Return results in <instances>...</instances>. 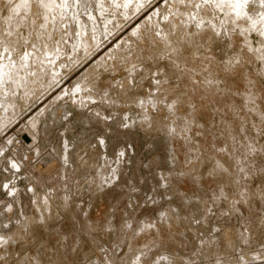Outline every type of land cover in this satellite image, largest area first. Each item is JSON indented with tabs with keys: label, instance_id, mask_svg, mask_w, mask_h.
Segmentation results:
<instances>
[{
	"label": "rangeland",
	"instance_id": "374dc122",
	"mask_svg": "<svg viewBox=\"0 0 264 264\" xmlns=\"http://www.w3.org/2000/svg\"><path fill=\"white\" fill-rule=\"evenodd\" d=\"M98 1L99 0H94V1L92 0V2L90 0H87V1L79 0V3L77 4L76 9H78V13L80 14L81 20L87 21V18H89L88 17L89 13L95 12L94 14L98 20L99 25H100V23H101L100 26L103 25V21H104L103 16H101L98 12ZM169 1H171V0H169ZM199 1L201 2V5L203 4L204 7H206V6H207V8L210 7V6H208L209 4H207L206 2H205L206 3L205 4L202 0H199ZM84 3H86V4H84ZM166 3H169L168 0L166 2H165V0H149V3L147 4V6L145 8L140 9V11L138 13L133 14V17L132 18L130 17L131 19H129L127 22L124 21L123 25L120 27L119 30H118V28H116L115 29L116 31L114 30L113 33L111 35H107V37L105 35H102L103 36L102 41L105 40L104 43L101 42V43H103L102 46L100 48L96 49L95 51H93L94 54L91 55L92 57H89L90 59L88 58L82 64L77 63V62L73 63L74 59H72V58H70V60H69L70 64H69V61H68L69 58H66V61H68V66L69 67L72 66V67H70V69H69V67H67L66 68L67 71L64 70L65 75L62 77V81L58 84V86H56L51 92H49V94L46 95V97L44 96L41 100L36 99L37 101L33 105H29L27 108L25 107L23 109V112H22L20 119L16 120L14 123L9 125L8 127H6L2 131V133L0 134V144L2 143L1 144L2 146L0 145V153H1L0 154V186H1L0 187V207H1V205L5 204L9 201H11L12 203L15 202L14 204H16L17 215L19 216L20 220H23L22 216H21L20 205L17 203V201H14L12 199V194L9 193L10 192L9 187L12 185H16V183H17L18 187L22 189V190L20 189V191H21V200L22 199L23 200H22V202L20 200V202H21V205H22V208L24 209V211L27 212L26 216L28 217L31 213H33V214L37 213L35 211L34 207H30L31 203L29 200L31 199L30 195L32 193L29 191L30 190V187L28 186L29 181L26 180L25 172H24L26 170H28V172H30V169L26 166L25 167L26 170H24V168H23V170L19 169L20 171L18 169L14 170L13 168H11L10 164L8 163V161H7L8 159L3 158L4 153L6 155V154H9L11 152L9 149L12 146L10 142H11V139L13 138V135L17 134L18 133L17 131H19V129L22 127V125L24 123L28 122L34 115L39 113L45 107L46 104H48L49 102L54 100L55 97L58 95V93H60L64 89L73 88V85L76 82H78L79 80H81L82 78H83L82 80L85 81L87 79L86 70L89 67H91L92 65H94L95 63L100 61L101 58L104 57V55L106 54L107 51H109L111 48H114L113 45H115L123 37H125L126 34H129L135 28V26H137L139 23L144 21V18H145V20L148 19L147 17H150L151 14H153V12H156L158 9H160V12H161L163 10V8L166 6ZM83 4H84V6L82 7ZM161 6H162V8H161ZM73 7H74V5H73ZM187 8H188V6H187ZM83 11H84V13H83ZM88 21H89V19H88ZM161 23L164 26L166 25V22L161 21ZM205 23L208 24V21L204 20L203 21L204 26L201 25V26H199L201 28L198 27V28H196V30H198V31H199V29L202 30L203 27L207 26ZM168 25H169V28L171 29V27H172L171 22L170 23L168 22L167 28H168ZM77 28H78V26H77ZM173 28H174V26H173ZM180 28H182V27H180ZM101 29L105 30L103 28V26L101 27ZM192 29L193 28L190 27L191 33H194V32H192ZM186 31H187L186 29H184V30L180 29L179 34H181V38L179 36V42L182 41L183 38H186V40L184 42V46H185L184 49H186L187 47H189V49H190L191 43H192L193 47L197 50V54L194 57H195V62L199 63V66L195 67V64L192 66L195 67V70H194L195 75L194 76L198 79V81L200 80L201 83L204 82L203 78H201V75H199V73L204 74L206 79L215 78L214 76H216V78L220 77V79H223V80L216 81V82H219L218 84L221 85V87H224V86H222V83H223V85H225V83H226L227 86L229 85L228 87H231L233 84L234 88H241L240 93L243 94V96L241 98L240 97H234L233 95H231V97H229L228 92H224L223 90L217 91V92L212 91V92H209V94H208V95L212 96V98H210L211 100L209 99L211 102L210 101L207 102L206 104H204L205 106H203V107L201 105L197 104V108H198L197 111L199 112V113L198 112L196 113L197 114L196 119H197V128L198 129L197 128L194 129L195 134L194 133H193L194 135L192 134L194 137L190 138V136H189V138L192 139L191 142H193V143L195 142L194 143L195 145L191 144L192 148H194L195 146H196L195 149L198 148L196 150L194 149V152H196V154L199 152L198 155H195V153H194L196 158H193V157H195L193 155V152H192L193 150L192 151L187 150V152H189V153H187L184 145H182L183 142L180 141L181 142L180 147L182 148V150H184V155H185L184 157L186 158V156H187V158H188L190 156L192 158H190V157H189L190 159L186 158V160H185V162L187 161L186 162V164H187L186 168H185L186 164L183 160L185 158L181 159L185 164V165H183L184 169L181 168V166H180L181 161H180L179 162L180 168L177 166V168H175L176 172L175 173L171 172L172 174L173 173L174 174L172 176H168V173L171 171V170L170 171H168V170L172 169L174 167L171 164L172 162L170 163V161H172V159H170L171 152H169V151L171 150L172 146H170V142H168L167 144L165 143V142H167L168 138H166L167 136L164 135L165 132L163 133V131L165 129V131H167V133H168V129H166V127L164 125H162L163 127H165L163 129V127L161 126L162 121L158 122V119L163 117L164 120H167V116H165L164 113H162L163 114L162 115L160 112H162V108L164 109L163 103L166 102V100H169L167 102H170V101H175L177 99V96L179 95L180 89L178 88L177 89L178 91H172V89L177 88L176 85L178 84L177 86H179L180 81L177 77L178 71H176V70H173L172 72H171V70L168 71V67L166 64L168 61H166L165 58H163L164 61H163V59H160L158 64H157V65L164 64L166 66V69H167L165 71L159 70V68H155L154 67L155 63L149 62L147 64L148 66H150L152 68L151 70H153V69L157 70L158 69V71L154 70V72H157V73L159 72L158 74L160 76H158L157 73H155L156 74L155 75L154 72H152L151 70H148L147 73L143 72L144 73L142 75L143 78L140 76L139 77L141 80L143 79L144 81L142 80L143 81L142 82L140 79L137 80L138 88H136L137 90L136 89L132 90L134 96H133L132 92H130V90L127 92H124V94L126 93L127 95L123 94V96H122V92L117 91L115 93V94H117V100H118L117 104H116L115 99H113V100L111 99L112 101L109 100L110 102H112L110 104H107L106 103L107 101L104 102L105 100H103L102 102H104L103 104L105 106H103V104H101L102 103L101 101L100 102L99 101L94 102V104H96V108L97 107L99 108V106H101L105 110V113H107L106 115L108 116V120H106V122L101 117H99V118L98 117L97 118L92 117L91 110H88L86 108L88 105L85 106V108L83 110L81 107H75L74 104L73 105H72V103L70 104L69 99H65L66 96L63 99L60 98L56 102V106L58 107L57 109L61 108L60 110H57L58 112L56 114V118H54L53 115H51V116H49V119H47L49 124L47 125V122L45 121V122H42V123H44V126L41 125V127L43 126L44 128L49 127V129L48 130L46 129V132H45L47 138L43 137L41 139L42 144H41L40 150L41 151L44 150L45 153L44 154L42 153L41 154L42 157L38 158V156L36 155V153L34 151H30V152L28 151L27 156H29L28 157L29 166L31 165V166H34L36 168V169L34 168L32 170V172H33L32 175L35 176V177H33L34 180L33 179L32 180L35 184H38V191L45 192V194L47 196H50L51 199H53V194L55 191H58L61 193L66 191L65 194H67L68 197H71L73 195L71 197V199L69 198V200H68L70 203L69 204L70 206L63 205V199H62L61 194H60V196L55 197L53 203L57 206V208L59 210H61L60 212L58 211L61 215H59L58 217L57 216L55 217V215H54V217H53L54 219L52 221L50 220L47 222L46 228H42L41 230L34 232V234H36L37 236L31 237L30 242L28 244H26L25 247L18 245V243H20L22 240H20L17 243L16 242L12 243V246L8 248L9 249L8 255L6 254L7 259L10 256H13L14 257L13 262L15 259L14 263H17L16 262L17 259L19 260L22 257H25V255H27L29 253L31 255H36V256L42 257L45 261L47 260L48 263H49L48 260L51 257V255H49V254H53V257L56 258V261H60V262H56L57 264H114V262L116 264H118V262H119V264H122V263L123 264H129L128 261H125V259H127V260L130 259L131 254L134 255V253H135V255H137V256L139 254H140L139 256L144 254L145 257L143 256L144 258L142 260V264H149V263L153 264L152 262H154V264H216L217 262H218L217 264H219V263L225 264V262L222 260H225V261L228 260V262L226 264H230L231 262H232L231 264H233V262H235V260L238 262H235L234 264H239L240 261H241L240 264H245V263L256 264L257 261H258L257 264H259V263L261 264L262 262H264V259L263 260L261 259L262 255L264 256V250H263V248H264V168H262L264 166V161H263V163L261 161L264 157V154H263L264 152L260 153V151H259L257 153H250V148H249L250 145L248 144V139L254 137L255 142L258 145H262V147H264V144H263L264 143V134H263L264 130L263 131L260 130L259 133L257 132L259 134L258 135L255 131L256 128H254L255 126L259 127L260 124L264 123V70L262 72L258 70V69H261L260 68L261 62L259 61V58H257L256 55H253V61L247 57H244V58L240 57V58L233 59V57H232L233 56L232 55L233 54V47L232 46H241L243 44L245 45L246 42L248 41L247 39L244 40L243 36H236V37H233L232 39H229V36H228L229 34L225 32L226 34L223 35V39L219 38V40L221 39V41H219V43L216 42V44H218V45H216L215 51H214L209 46H208V49H205V46H203L201 43H199L195 39H193L194 38L193 36H195V33L192 36V34L189 31H187V34H186ZM103 33H105V32L103 31ZM174 33H176V32H174ZM174 33H173V35H174ZM184 34L186 36L188 35V38ZM202 35H204V37H207V32H202L198 36H202ZM189 36H190V40H189ZM216 38H217V36H216ZM147 39H149V38H147ZM252 39L253 40L255 39L254 43L256 44L257 35L253 33ZM189 41H190V46H188ZM194 41H196V44H194ZM142 44H143V41H140V43H138V49L140 48V45H142ZM180 44H181V42H180ZM142 47H144V45ZM247 49L251 50L248 46H247ZM259 49L261 51H264L262 46H260ZM259 49H258V52H259ZM69 50H71V49H69ZM179 50L181 51V48ZM188 53H189V57L185 61V63H187L186 64L187 68L190 66L189 64H190V61L192 60L191 55H190V51H187L186 54L188 55ZM251 53H252V50H251ZM142 54H147V53H142ZM261 58L263 59V55L261 56ZM71 59H72V61H71ZM154 59L155 58L152 57V60H154ZM214 59H216V60L214 61ZM206 61H211L212 64H210V65L206 64L205 65L204 63ZM226 63L235 64L238 66V69L237 70L224 69V65ZM173 65H174V68H176V64L173 63ZM215 65H217V67H215ZM186 66H185V69H186ZM255 66H256V68H255ZM98 71L101 72V74H102L97 79L99 84L101 86H106V85L108 86L109 85L111 88H114L115 82H117L118 79L122 78V76L123 77H125V75L128 76L129 75L128 71H130V70H128V71L127 70H117V71L98 70ZM103 71H104V73H103ZM167 71H168V73H167ZM174 71H176V73ZM162 72H164L166 74L168 79L165 80V77H164L165 74H164V76H161V75H163ZM173 72H174V74H173ZM214 72L216 73V75H214ZM234 72H236V73L234 74ZM249 72H253L251 76L255 77L254 84L252 85V87H251V85L247 86L249 83H251V84L253 83V81L251 80V78L249 76ZM208 73L213 74L214 76L212 78H210L208 76ZM95 74L96 73H94L93 76ZM149 74L151 76H148ZM168 74H170L171 77H170V75L168 76ZM181 74H182V77L189 78L190 70H183L181 72ZM136 76L138 77V75H136ZM157 76L161 77V78H159V80L154 81V79L157 78ZM174 77H176V78L173 79ZM139 81H141L142 83H139ZM174 81H175V83H174ZM109 82H111V83H109ZM155 83H158L157 85H159V88H160L159 95H161L162 99H164V100H162L161 98H160V101L158 99H156V101H158V107L161 105L159 108H156L157 106L156 107L154 106L155 107V108L153 107L154 109L149 107V110H150L149 113L150 114L147 118L151 117L149 119L150 120L153 119V120H151V121H153V123H151L150 125L148 124L149 126L147 125L146 128L143 129V127L139 126L140 125V124H138L139 122H137L139 115H141L140 114L141 107L138 106L139 105L138 103L141 102V99L139 97L140 96L144 97L146 93H147L146 95H148L150 93L149 87L154 88ZM139 84L140 85L142 84L141 87L139 86ZM167 85L171 86L172 89L169 90L170 92L165 93V92H163L162 87L163 88L167 87ZM202 86L204 87L205 84L203 83ZM249 87H251V88H249ZM135 90H136V92H135ZM215 93H217L219 96L215 95ZM102 94L104 95V97L100 96V98L101 97L105 98L108 96V94H106V96H105V94L102 93V91H101L100 95H102ZM121 96H122V98H121ZM186 96L187 95H184V97H186ZM221 96H222V98H220ZM114 97H115V95L113 96V98ZM118 97H119V99H118ZM125 97H127V98H125ZM133 98H134V100L137 99L136 101L138 103L131 100ZM154 98H156V97H154ZM220 99L224 100L225 101L224 103H226V104H224V103L221 104V102L219 101ZM64 100L66 101V103ZM185 101H186V104H185ZM185 101H183V102L180 101L181 105L177 101V104H179V109L177 108L175 110L176 115L180 116V114L189 113L188 110L190 111V108H189L190 107V105H189L190 99H188L186 97ZM213 102H215V104H213ZM150 104H152V103H150ZM146 105H148V104H146ZM67 110H68V112H67ZM87 110H88V112H87ZM138 110H139V112H138ZM59 111L61 112V114ZM146 111L147 110H145V109L143 110L144 113ZM62 113H65L64 116H60V115H62ZM81 114H82V116H80ZM152 116H154V117H152ZM155 117H156V120L154 119ZM101 120L104 121L103 125H102ZM66 121H67V123L69 122V126L66 123ZM134 121H136L137 124L136 123L133 124L132 122H134ZM198 122L201 125H199ZM93 123H94V125H93ZM61 128H63V129H61ZM263 128H264V125H263ZM64 129L66 130V132L62 131ZM67 130H69V131H67ZM120 131H121V133H120ZM123 131L125 134L128 131L127 133H129L130 136H124ZM261 132H263V133H261ZM61 133L66 136L67 142H70V144H71V146L69 145V150H70V152H72V156L74 155L75 157L71 156L70 160L73 161L75 163V165H78L76 163V157L78 155H82L81 158L88 159L89 161L91 159H93L97 163H101V161L103 160V158L106 154L109 155V157L111 159V161H110L111 163L109 165V167H110L109 172H114V173H118V174H117V176L113 177L112 182L109 183V185H106V188H104V190L101 189L99 191H96V193H90L89 192L90 190H88V187H87L88 185L85 181H86V179H89L88 174H92V173L94 174L93 170L95 168L94 169L92 168L94 166L90 167V166H88V164L87 165L84 164V167H82L83 173L81 172L78 175V177H80L81 179L77 178L79 181H76L77 180L76 179L74 181L65 183L64 181H67V180L63 179V176H62L60 178V180H61V183L62 182L63 183L59 187L55 184V182H56L55 180L59 178L60 174H62L61 170H63V165H60L59 167H57L55 169H50L51 165L50 166H43L41 168L39 165H37V164L43 162L42 159H45L46 158L45 156L49 155V150H48L49 145H51V144L53 145L54 148H52V150L55 152V154H56L57 150L60 151V149H61V151H62L64 140L61 137H63L64 135H61ZM119 133H120V135H119ZM229 133L235 134L232 137V140H236L235 142L232 141V143H230L229 141H227ZM104 134H106V135H104ZM257 135L259 137L260 136L261 137L258 138V137H256ZM236 136L238 138H236ZM102 137H103L104 143L100 140V138H102ZM126 137H128V138H126ZM174 138H176V137H174ZM9 139H10V141L8 142L7 140H9ZM178 139L181 140V138H178ZM224 142H226V143H224ZM5 144H7V146H5ZM59 144H61V145L59 146ZM85 144H87V145H85ZM96 144H97L98 148H96ZM104 144H105V147H103ZM168 144L171 148L169 146H167ZM197 144L198 145L201 144L200 145L201 147L199 148V146H197ZM3 145H4V148L2 149ZM90 145H92V146H90ZM225 146L227 149L225 148ZM84 147L86 149H84ZM168 149H170V150H168ZM200 149L201 150L203 149V150L201 151ZM225 149H226V151H225ZM83 151H85V152H83ZM24 152L27 153L26 150L25 151L22 150L21 154L23 155ZM122 154H123V156H122ZM156 154H157V156H156ZM168 154H170V155H168ZM201 154H202V156H201ZM114 155H116V156H114ZM246 155L249 156V159H246V157H245ZM199 156H200V159L202 157L203 162H200V161H202V159L199 161V159H198ZM218 156H220L222 161L225 163V164L222 163V167H223V165L225 167V168L223 167V169L226 170V168H227L230 171L227 174L223 172L225 170L222 169V171H220L221 169L216 168L215 163L219 159ZM16 157H19V156L16 155ZM25 158H23V160L26 162ZM191 159H193V161H191ZM194 159L197 160V164L199 165L198 167L195 164L196 162L194 161ZM256 159H257V161H255ZM88 160H85V162H88ZM188 161H189V163L191 162V164L193 163L192 165H194V164L195 165L194 166L188 165ZM5 163H8V164H5ZM199 163H201V164H199ZM217 163H219V162H217ZM241 164H243V166H241ZM213 165H214V167H213ZM255 166H258V167H255ZM188 167L189 168L191 167V168L189 169ZM196 167L198 170L196 169L197 171H195L196 172V174H195L194 171H192V170H194L192 168H196ZM66 168L70 172H72L74 169V168H72L71 165H66ZM214 168H215V170L218 169V171L217 170L215 171ZM250 168L252 169V171L250 170ZM258 168H260L262 171L259 169L260 171L257 172ZM90 169L92 170V172L90 171ZM180 169H182V170H180ZM183 170H185V171L187 170L186 173H188V171L189 172L192 171L195 175L192 176L193 173L191 172L192 174L188 173L189 175H191V176L188 175L189 176L188 177L187 174L185 173V171H184V173L182 172ZM212 170H214V171H212ZM228 170H226V171H228ZM8 171H10V172H8ZM198 171L201 174L198 173ZM219 171L223 172L222 173L223 175ZM248 171H250V173H247ZM41 172H42V174H41ZM163 172H166V173H163ZM126 173H127V175H126ZM197 173L200 175L198 176ZM253 173H255V174H253ZM162 174H164L165 178L162 177ZM213 174H215V175H213ZM219 174H221V175H219ZM247 174H249V175H247ZM51 175H52V177H51ZM130 175L131 176L133 175V177L136 180H137V178L139 179V181L136 184L138 186L136 188V190L134 187H133V189L130 188L131 186L128 187L129 190H127V188H125V189L123 188L121 190V188H117V186L116 187L114 186V184L118 183V181L121 184H125L126 181L124 179V176L129 177ZM122 176H123V178H122ZM176 176L181 177L183 180L182 179L180 180V178L179 179L176 178ZM231 176L234 177L233 179L236 182H232L233 179ZM235 176L238 177V178L236 177L237 180L235 179ZM37 177H38V179H37ZM195 177H198V179ZM90 178L93 179V177H90ZM163 178L165 179L164 181H163ZM190 178H192V179H190ZM238 179H240V181ZM245 179L248 181L245 182ZM12 180L14 183L12 182ZM170 180L173 183H171ZM197 180L199 183L197 182ZM225 181H227L226 183L228 185L230 184V182H231V184L229 186L228 185L225 186V184H226ZM242 181H244V182H242ZM3 182H5V185ZM9 182H11V183L9 184ZM237 182L241 186L237 185ZM78 183H80V185H78ZM233 183H235V184H233ZM74 184H75V186H74ZM52 185H53L55 190L49 189V187ZM220 185L221 186L223 185V187H225L226 191L224 189H222V191L227 192V194H225V192H224V194L227 197L224 194L222 195L223 192L219 190L220 188H223V187H219ZM174 186H175V188H174ZM246 186H247V188H246ZM5 187H7V188H5ZM217 187H218V189H217ZM241 188L243 190H241ZM24 189L27 191L26 193H25ZM171 189L174 190L172 193H171V191H172ZM239 189H240V191H239ZM244 189H246V190L248 189V190L246 191ZM123 190L125 191V196L121 195L122 192L124 194ZM218 191H219V194L221 192V195H220L221 197L218 196L219 195ZM244 191H245L246 195L244 194ZM248 191H249V193L252 192L250 194L248 193V195L253 196L254 195L253 193H255L256 195H254L253 198L251 196L249 197L247 195ZM101 192H104V195H105V193L106 194L110 193L111 199L105 197L106 195L103 198L100 196L97 197V195ZM68 194H70V195H68ZM229 194L233 195V197L232 196L231 197L233 198L234 202H233V200H232V202L230 201L231 197L229 196ZM120 195L123 197V199H121L122 202L118 201V200H120V198H122ZM216 195L219 198L216 197ZM234 195H236V196H234ZM237 195H238V197H237ZM118 197H120V198L118 199ZM241 197H244V198H241ZM91 198L92 199L95 198V199H93V202H91L92 205H94L92 217H94V220L97 219L96 221H100V222H97L98 223L97 225H99V227L97 226L96 231L89 230L85 225H81L76 220H73L72 217H70V215H69V212H71L70 210L71 209L73 210V206H77V207H79V208H77V211L80 213L81 218H83L85 214H84V212L81 213L80 208L83 209L84 206L86 205V203H88V201H90ZM261 199H262V201H261ZM4 200L5 201L8 200V201L4 202ZM243 200H245V201H243ZM247 200H249V201H247ZM119 202H120V204L118 205ZM129 203H131V204H129ZM58 204H60V205H58ZM125 204H127L128 211L130 210V212L128 214L129 216H127L126 214L124 216H120V214L118 215V210L122 206H124ZM18 205H19V207H18ZM62 205H63V209L60 208V206L62 207ZM27 206H28V208H27ZM91 207H92L91 204H90V206L88 205V208L90 210L92 209ZM116 207H117V209H116ZM124 207H126V206H124ZM106 209H107V212H106ZM251 210L253 211L252 212V218H251V214H250ZM5 212H7L6 209H5ZM16 212H13V213L11 212V215L4 216L5 219L3 217L0 218L2 221H5V223H6V225L3 223V225L6 226L4 228V231H8L12 226H15L16 220H12L13 219L12 217H14L13 215ZM166 212L168 214V216H166L168 219L165 217L166 218V220H165L164 217H161V218H164V222L162 220H159L160 216H162L164 213H165L164 215H166ZM96 213H99V215H97ZM171 213H172V215H170ZM108 214L111 216H108ZM63 215H67V216H63ZM228 215L230 218H228ZM9 216H10V218H9ZM170 216L173 217L174 219L178 216L179 217L177 219H175L176 220L175 221L173 218L171 219ZM254 216L259 217V218H256L257 222H255V221L253 222L251 220V219L255 220ZM261 216H263V217H261ZM126 217H130V218L126 219ZM149 217L150 218L151 217L157 218L158 222L157 221H155V222L158 224L159 227L158 226L154 227V224L151 225L149 227L148 231L149 232L152 231V232H150L149 234H143V231L138 232V225L140 226V225H142L143 222L148 221V219H150ZM248 217H250V219H248ZM144 218H146L147 220H145ZM169 218L171 221L169 220ZM10 219L12 221L11 225L13 224L12 226L10 225V222H6L7 220L9 221ZM258 219L259 220L261 219V220L259 221ZM109 220H110L111 224H110V227L107 228ZM131 220H132V222H131ZM167 220H169V221H167ZM128 221H129V223L131 222L129 225H127ZM258 221H259V223H258ZM74 222L76 224H74ZM7 223H9V224H7ZM252 223H253V225H252ZM70 224H72V225L70 226ZM111 225L114 226L113 227L114 229L112 228ZM258 225H259V229H258V227H256ZM8 226H9V228H8ZM167 226H168V228H167ZM132 227L134 229H132ZM250 227H252L253 229ZM69 228H71L70 232L72 233V235H73V232H76V230H77V234H79V236L82 237L83 242L79 244L80 248L77 250H75V249L71 250V248H70V246H71L70 242L71 241H70V237H68V235H70L69 234V230H70ZM72 228H74L75 231ZM224 228L228 229L227 232L230 235H228L226 230L223 231ZM242 228H244V229H242ZM255 228H257V229H255ZM246 229H247V231L248 230L249 231L247 232ZM254 229L256 230L255 234H253L255 236L249 235L250 232H251L250 234L254 233ZM161 230H163V232H161ZM241 230H243V231L245 230L244 232H245V234H247V236L249 235L248 236L249 238L246 237V235H244L243 231H242L243 234H241ZM131 231H133V232H131ZM155 231L156 232L159 231L160 233L159 232L156 233ZM231 231H234V232H231ZM25 232L26 231H24L23 233H25ZM87 232H91L90 235ZM224 232L227 233V234L225 233V236L222 235V233H224ZM0 233H3L5 235V234L11 233V232H0ZM128 233H132V234H128ZM161 233L163 234V238H161L162 237ZM239 233L241 236H239ZM63 234H65V235L62 236ZM157 234L160 236L159 238H157L158 237ZM91 235H94L95 238L97 237L98 240L95 239L96 241H94L92 243V241L89 239L92 237ZM129 235H131V236L129 237ZM142 235L144 237L147 236V238L148 239L150 238V240H152L156 237V240L154 239V240L150 241L146 238V239H144V240H147L146 242L140 241V237ZM148 235H151V236L148 237ZM221 235H222V238H220L221 242L217 241L218 239L216 240V237L219 238ZM242 235H243V237H246L247 239L244 238V240H243ZM226 236H228V238ZM229 236L232 238H230ZM62 237H65V238L63 239ZM126 237H128V238H126ZM164 237H165V241L163 240ZM223 237H225L227 239H225ZM57 238H59V240ZM111 238H112V240L114 238V240H116V241H112ZM176 239H177V241H176ZM200 240H201V242H200ZM207 240H210L211 242L214 241V242H212L214 244V246L218 242L219 243L213 248V246H212L213 244L210 241L208 243H210L211 245L208 243L205 244L207 242ZM62 241H63V248L59 245V242L62 243ZM120 241H121V243H120ZM227 241L228 242L230 241L229 244ZM128 242H130V243L128 244ZM156 242H157V244H155L156 246L153 245V243H156ZM178 242H179V244H178ZM203 242H204V244H203ZM222 242L224 243V245ZM226 242H227V245L225 246ZM162 243H163V245H162ZM200 243H202L203 245ZM142 244L144 246L139 247V245H142ZM160 244H161V246H159ZM175 244L177 245V247ZM137 245H138V247H137ZM145 245H146V247H145ZM209 245L212 246V248L211 247L210 248L214 251L210 250ZM221 245H223L224 247ZM228 245H230V246H228ZM153 246H155V247H153ZM200 246H201V248H203V247L204 248L206 247V248L202 250L200 248ZM219 246H221V247H219ZM227 246H228V248H227ZM21 247L22 248L24 247V248L22 249ZM137 248H139V249H137ZM12 249H13V251H12ZM54 249H56V250H54ZM145 249L147 250V252ZM170 249H172V250L170 251ZM173 249H175V250H173ZM261 249H262V251H261ZM57 250L60 253H58ZM70 250H71V253H70ZM207 250H210V252H212V253H209ZM64 251H65V253H64ZM161 251H163V252H161ZM174 251H176V252L174 253ZM244 251L246 252L247 257H244V255H245ZM199 252L202 253L203 256L200 255ZM217 252H219V253H217ZM261 252H262V254H261ZM176 253H178V254L176 255ZM198 253L200 256L198 255ZM254 253H256V255ZM56 254H59V255L54 256ZM60 254L62 256L64 255L63 258ZM259 254H260V257H259ZM190 255H193V256L191 257ZM19 256H22V257H19ZM59 256L61 257L60 259L58 258ZM110 256H111L112 260L108 261L107 259ZM256 257H257V259H256ZM258 257H259V259H261L262 262L258 259ZM3 258L1 259L2 264L4 261H6V259H3ZM154 258H155V260H154ZM174 258L179 260V261L175 260ZM61 259L64 260V263H61V261H62ZM242 259L243 260L249 259V260H247V262L246 261L242 262ZM253 259L254 260L256 259V262ZM171 260H172V262H171ZM174 260L176 261L175 263H174ZM220 260L222 262H220ZM9 261H12V260H9ZM130 264H131V261H130ZM262 264H264V263H262Z\"/></svg>",
	"mask_w": 264,
	"mask_h": 264
},
{
	"label": "bare ground",
	"instance_id": "6f19581e",
	"mask_svg": "<svg viewBox=\"0 0 264 264\" xmlns=\"http://www.w3.org/2000/svg\"><path fill=\"white\" fill-rule=\"evenodd\" d=\"M85 1H87V0H85ZM90 1L92 2V0H90ZM166 1L167 0H165V2ZM202 1L204 3L206 2L207 4H209L208 6H210V7L209 8H207V6L204 7L203 4L201 5V2L199 0H171V1L168 0L169 3H166V6L163 8V10L161 12H160V9H158L156 12H153V14H151L150 17H147L148 19L145 20V18H144V21H142L137 26H135V28L132 31L130 30L131 31L130 33L128 32L129 34H126L125 37H123L119 42H117L115 45H113L114 48H111L109 51H107L105 55L103 54L104 57L101 58V60L99 59L100 61H98L97 63H95L91 67H89L87 69L88 71L86 70V77H87L88 80L86 79L84 81V80H82L83 79L82 78L81 80H79L78 82H76L73 85V88L62 90L60 93H58V95L55 97L54 100H52L51 102L46 104L45 107L39 113L34 115L28 122L24 123L22 125V127H21L22 129L20 128L19 131H17L18 132L17 134L13 135V138L11 139V142H10L12 146L9 149L11 152L9 151L10 153L6 154V155L4 153V157L3 158L8 159L7 160L8 163L10 164L11 168H13L14 170L15 169L16 170L17 169L18 170L19 169L23 170V168H24V170H26L25 169L26 166L30 169V172H28V170H26L24 172H25L26 180L29 181V184H28V186L30 187L29 191L32 193V194L30 193L31 194L30 195L31 199L29 200L30 203H31L30 207H34L35 211L37 213L36 214L31 213L27 217L26 216L27 212L24 211V209L22 208V205H21V202L23 200V199L21 200V191H20L21 188L18 187L17 183H16V185H12V186L9 187V191H10L9 193L12 194V199L14 201H17V203L20 205L21 216H22L23 220H20L19 216L17 215L16 204H14L15 202L12 203L11 201L7 202L8 200H6V201L4 200V202H7V203H5L6 205L3 204L0 207V218H2V217L4 218V216H6V215L7 216L11 215V212L12 213L16 212L13 215L14 217H12L13 218L12 220H16V223H15V226H12L13 224L11 225V223H12L11 219L9 221L7 220L6 222H10V225L12 227L10 226L11 228L9 230L7 229L8 231H4V228L6 226H4L3 223L5 225H6V223H5V221H2L0 219V232H11V233H8V234H5V235L3 233H0V264H2L1 259L3 257H4L3 259H6V261L3 260L4 261L3 264H57L56 262H60V261H56V258L53 257V254H49V255H51L50 259L48 260L49 263L47 262V260L45 261L42 257L36 256V255H31L29 253L27 255H25V257L19 256V257H22V258L19 259V260L17 259L16 260L17 263H14L15 259H14V262H13V258H14L13 256L9 255L10 257L8 259L6 258V254L8 255V251H9L8 248L12 246V243H15V242L17 243L20 240H22L20 243H18V245H21V246L25 247L26 244H28L30 242V240H31L30 238L31 237L37 236L36 234H34V232H36L38 230H41L42 228H46L47 227V222L50 221V220L52 221L54 219L53 218L54 215H55V217L56 216L58 217L59 215H61L59 213L61 210H59L57 208V206L53 203L55 197L60 196V194H61L62 199H63V205L70 206L69 205L70 203H69L68 200H69V198L71 199V197L73 196L71 193L70 194L72 196L68 197L67 194H65L66 191L62 192V193L58 192V191H55L54 194H53V199H51V197L47 196L45 194V192L38 191V184H35L33 182V180H34L33 177H35V176L32 175V173H33L32 170L35 167L31 166V165L29 166V164H28V162H29L28 161V157L29 156H27L28 155V151L29 152L30 151H34L36 153V155L38 156V158L42 157V155H41L42 153L43 154L45 153L44 150H42V151L40 150L41 149V144H42V140L41 139L43 137L47 138L45 132H46V129L47 130L49 129V127H45L44 128L43 127L44 123H42V122L46 121L47 125H48L49 122H48L47 119H49V116L53 115V117L56 118V114L58 112L57 110L61 109V108L57 109L58 108L56 106L57 100H59L60 98L63 99L66 96L65 99H69V101H70L69 103L70 104L71 103H72V105L74 104L75 107H81L83 110H84L85 106L88 105L86 108L88 110H91L92 117H94V118L95 117L96 118L97 117L98 118L101 117L106 122V120H108V116L106 115L107 113H105V110L101 106H99V108L98 107L96 108V104H94V102H97V101H99V102L101 101L102 102L103 100H105L104 102L107 101L106 103L110 104V103H112L110 101L115 99L116 104H117V101H118L117 100V94H115V93L117 91H120V92H122V96H123L124 92H127V91L130 90V92H132V94H133L132 90L138 88L137 80L140 79V77H142V75L145 72L147 73L148 70L152 69L150 66L147 65L149 62L150 63L151 62L155 63L154 67L155 68H159V70H163V71L167 70L166 66L164 64L157 65L160 59L165 58V60L168 61L166 63L167 67H168V71L169 70H171V72L173 70L178 71V73H177L178 76L177 77H178V79L180 81L179 86H177L178 84L176 85L177 88L172 89V87L169 86V85H167V87H164V88L162 87V90L165 93L170 92L169 91L170 89H172V91H178L177 89L179 88L180 90H179V95L177 96V99L175 101L167 102L169 100H166V102L163 103L164 109L162 108V112H160V113L161 114L164 113L165 116H167V120H164L163 117H162L163 119L160 118L161 120L158 119V122L162 121L161 126L164 125L166 127V129H168V133H167V131H165V129H164L165 127L162 126L163 129H164L163 133L165 132L164 135H166L167 136L166 138H168L167 142H165V143L167 144L168 142H170V146H172V148H171L169 146V144L167 145V146H169L171 148V150L168 149V150H170L169 152H171V155L170 154H168V155L171 156V157L169 156L170 159H172V161H170V163L172 162L171 164H172V166H174L172 168L174 171L172 169H169L168 171H170V170L171 171L169 173L168 172L167 173H168V176H172L176 172L175 168H177V166L179 167L180 163H181V165H180L181 168L184 169L183 165H185L186 162H187V161L185 162L187 156H186V158L184 157L185 156L184 155V150H182V148L180 147L181 146V142H183L182 145H184V147L186 149V152H187V150L188 151H190V150L192 151L193 150L192 151L193 155H194V153H195V155L199 154V152H198L199 150L197 151L198 152L197 154H196V152H194V149H195L196 146L194 148H192V145H195L194 144L195 142L194 143L191 142L192 139H190V138L194 137L193 136L195 134V130L194 129L197 128V119H196V116H197L196 113L198 112L197 111L198 110L197 104L201 105L202 107L205 106L204 104L209 102L211 100L210 98H212L211 95H208L209 92H212V91L217 92V91L223 90L224 92H228L229 97H231V95H233L234 97H240V98L243 96V94L240 93V89L241 88H234L233 84H232L231 87H228L229 85L227 86L226 83H225V85H223V83L221 82L222 86H224V87H221V85L218 84L219 82H216V81H220V80H223V79H220V77L216 78V76H214V75H216L215 72H214V75L208 73V76L210 78H212L213 76L215 77V78H212V79H206L204 74L198 72L199 75H201V78H203V80H204L203 83L205 84V86L204 87L202 86L203 83H201L200 80L198 81V79L194 76L195 75V71H194L195 67L199 66V63L195 62V57H194L197 54V50L193 47L192 43H191V48L190 49H189V47L184 49L185 48L184 42H185L186 38L182 37L183 38L182 39L183 42L180 41L181 42V44H180V42H179V36L181 38V34H179L180 29L181 30L186 29L187 31H189L191 33L190 27L193 28L192 32L195 33V36H193L194 33H191L192 36L194 37L193 39H195L197 42H199L203 46H205V49H208V46H209L214 51H215L216 45H218V44H216V42L219 43V41H221V39L219 40V38L223 39V35L224 34L228 33L229 35L228 34L227 35L229 36V39H232L233 37H236V36H243V39L244 40L247 39L248 41L246 42L245 45L243 44L241 46H232L233 47V54H232L233 55L232 56L233 59L240 58V57L241 58L247 57V58H250L253 61V55H256L257 58H259V61L261 62V65H260L261 69H258V68L257 69L259 71H261V72L264 70V51H261L259 49L260 46H262L263 49H264V2H262V0H202ZM78 3H79V0H0V134L2 133V131L6 127H8L12 123H14L16 120L20 119V117L22 115V112H23V109L25 107L27 108L29 105H33L37 100H41L44 96L46 97V95H48L49 92H51L56 86H58V84L62 81V77L65 75L64 74V72H65L64 70H66V68L69 67L68 66V61L70 60V58L74 59L73 63L77 62V63L82 64L89 57H92L91 55L94 54L93 51H95L96 49L100 48L102 46V44L104 43V41H105V40L102 41V37H103L102 35H105L107 37V35H111L116 28H118V30H119L120 27L123 25L124 21L127 22L129 19H131L133 17V14L138 13L140 11V9L145 8L147 6V4L149 3V0H99L98 1V12H99V14L101 16H103V20L104 21H103V25L102 26H103V28L105 30L101 29V27H102V26H100L101 23L99 25L98 20H97L95 14H94L95 12L89 13V15H88L89 18H87V21L89 19L90 22L89 21L87 22L85 20H81L80 19V14L78 13V9H76V6H77ZM84 4H86V3H84ZM84 4L82 5V7L84 6ZM73 5H74V7H73ZM187 6H188V8H187ZM161 8H162V6H161ZM83 13H84V11H83ZM204 20L208 21V24L205 23L207 26L203 27L202 30H200V29H199V31L196 30V28H198L199 26L203 25V21ZM161 21L162 22H166V25L164 26L161 23ZM168 22L169 23L171 22V24H172L171 29L169 28V25H168V28H167ZM77 26H78V28H77ZM173 26H174V28H173ZM180 27H182V28H180ZM199 28H201V27H199ZM103 31L105 33H103ZM173 31L176 32V33H174ZM187 31H186V34H187ZM202 32H207V37H204V35L198 36ZM173 33H174V35H173ZM253 33L257 35L256 44L254 43L255 39L254 40L252 39V34ZM216 36H217L218 39L216 38ZM186 37L188 38V35ZM147 38H149V39H147ZM189 40H190V36H189ZM140 41H143V44L140 45V48L138 49V43H140ZM196 41H194V44H196ZM101 42H103V43H101ZM188 44H189L188 46H190V41H189ZM143 45H144V47H142ZM247 46L252 50V53H251V50L247 49ZM180 48H181V51L179 50ZM69 49H71V50H69ZM258 49H259V52H258ZM187 51H190V55H191V58H192V60L190 61V64H189L190 66L188 68L186 66L187 63H185V61L189 57V53H188V55L186 54ZM142 53H147V54H142ZM262 55H263V59L261 58ZM152 57L155 58V59L152 60ZM66 58H69L68 61H66ZM72 59H71V61H72ZM215 60L216 59H214V61ZM163 61H164V59H163ZM173 63L176 64V68H174ZM69 64H70V61H69ZM194 64H195V67L192 66ZM204 64L205 65L206 64L210 65V64H212V62L211 61H206ZM185 66H186V69H185ZM70 67H72V66H70ZM70 67H69V69H70ZM215 67H217V65H215ZM255 68H256V66H255ZM224 69L237 70L238 66L235 65V64H232V63H226L224 65ZM98 70H111V71H117V70H127L128 71V70H130V71H128V73H129L128 76H126V75H125V77L122 76V78L118 79L117 82L114 81L115 82V87L111 88L109 85L108 86L107 85L106 86H101L99 84L97 79L102 74ZM154 70L158 71V69L157 70L153 69L151 71L154 72ZM183 70H190L189 78L182 77L181 72ZM168 71H167V73H168ZM176 71H174V72L176 73ZM174 72H173V74H174ZM94 73H96V74L93 76ZM103 73H104V71H103ZM155 73H157V72H154V74ZM162 73H163V75H161V76H164L165 73L164 72H162ZM235 73L236 72H234V74ZM252 73L253 72H249V76H250L251 80L253 81V83L252 84L249 83L247 85V86L251 85V87L254 84V80H255V77L251 76ZM136 75H138V77L139 76L140 77L138 78ZM169 75L170 74H168V76ZM148 76H151V75L149 74ZM158 76H160V75L158 74ZM158 76H157V78L154 79V81L159 80V78H161V77H158ZM164 77H165V80L168 79L166 74H165ZM170 77H171V75H170ZM175 78L176 77H174L173 79H175ZM141 81H139V83H142L144 80L142 82ZM109 83H111V82H109ZM158 83H155L154 88L149 87L150 90L149 89L148 90L150 91V93L148 95H146L147 94L146 93L144 97L143 96L139 97L141 99L140 103H138L136 101L137 99L136 100H134V98L131 99L134 102H137L139 104V105L138 104L137 105L141 107V110H140V114L141 115L138 114L139 117H138V121L137 122H139L138 123V124H140L139 126L143 127V129L146 128V126L148 124L150 125L151 123H153V121H151L153 119H151V120L149 119L151 117L147 118L149 116V114H150L149 113V111H150L149 107L153 108L154 106L155 107L157 106L156 108H159L161 106L160 105L158 107V101H156V99H158L159 101H160V98L162 99V96L159 95L160 88H159V85H157ZM174 83H175V81H174ZM141 85L139 84L140 87H141ZM251 87H249V88H251ZM136 90H135V92H136ZM99 91L100 92L102 91V93H104L105 96H106V94H108V96L103 98L104 95L103 94L100 95ZM112 95L113 96L115 95V97L113 98ZM124 95H127V94L125 93ZM184 95H187L186 97L188 99H190V101H189V103H190L189 104L190 105V107H189L190 111L188 110L189 113L180 114V116H179V115L175 114V110L177 108L179 109V104L181 102L185 101L186 97H184ZM215 95H218V94L215 93ZM100 96H103V97L100 98ZM122 96H121V98H122ZM133 96H134V94H133ZM154 97H156V98H154ZM125 98H127V97H125ZM220 98H222V96ZM118 99H119V97H118ZM162 100H164V99H162ZM177 101H178L179 104H177ZM219 101L221 102V104L225 102L222 99H220ZM104 102H102L101 104H103ZM65 103H66V101H65ZM150 103H152V104H150ZM146 104H148V105H146ZM185 104H186V101H185ZM213 104H215V102H213ZM224 104H226V103H224ZM103 106H105V105L103 104ZM144 109L147 110L145 113L143 112ZM88 110H87V112H88ZM67 112H68V110H67ZM138 112H139V110H138ZM60 114H61V112H60ZM64 114L65 113H62V115H60V116H64ZM80 116H82V114ZM152 117H154V116H152ZM154 119L156 120V117ZM103 120H101L102 125H103V122H104ZM66 123H67V121H66ZM132 123L134 124V123H136V121H134ZM67 124L69 126V122ZM41 125H43V126L41 127ZM93 125H94V123H93ZM199 125H201V124L199 123ZM263 125H264V123L260 124L259 127H256V126L254 127V128H256L255 129L256 133L257 132L259 133L260 130L261 131L264 130ZM61 129H63V128H61ZM62 131L66 132L65 129L62 130ZM67 131H69V130H67ZM127 132L125 134L124 131H123L124 136H130V134L127 133ZM263 132H261V133H263ZM120 133H121V131H120ZM120 133H119V135H120ZM61 135H64V134L61 133ZM104 135H106V134H104ZM234 135L235 134H233V133H229L227 141H229L230 143H232V141L235 142L236 140H232V137ZM258 135L256 137L260 138L261 136L259 137ZM189 136H190V138H189ZM174 137H176V138H174ZM61 138L64 140L63 141V149H62V151H61V149H60V151L57 150L56 154H55V152L52 150V148H54L53 145L52 144L51 145L48 144L49 145V149H48L49 150V155L45 156L46 157L45 159H42L43 162L37 164V165L40 166V168L43 167V166H50L51 165L50 169H55V168L59 167L60 165H63V170H61L62 174H60L59 178L55 180L56 181L55 184L57 186L60 187L62 185L63 182L61 183V180H60V178L62 176H63V179L67 180V181H64L65 183L74 181L77 178L79 179L80 177H78V175L82 172V167H84V164H86V165L88 164V166H90V167L94 166V167H92L93 169L95 168L93 170L94 174L93 173L92 174H88L89 175V179H86V181H85L87 183V185H88L87 187H88V190H90L89 191L90 193H96V191H99L101 189L104 190V188H106V185H109V183L112 182L113 177L117 176L118 173L109 172V169H110L109 165L111 163L110 162L111 159H110L109 155H107V154L104 156V158L101 161V163H97L93 159H91L89 161L88 159L81 158L82 155H78L76 157V163L78 165H75V163L70 160V157L72 156V152H70V150H69V145L71 146L70 142H67L65 135L63 137H61ZM126 138H128V137H126ZM178 138H181V140H179ZM236 138H238V137L236 136ZM253 138L248 139V144L250 145L249 146L250 153H257L259 151H260V153L264 152V147H262V145H258L255 142V138L254 139ZM100 140L103 142V137L100 138ZM7 141L9 142L10 139L7 140ZM224 143H226V142H224ZM60 145L61 144H59V146ZM85 145H87V144H85ZM200 145L201 144H199V145L197 144V146H199V148L201 147ZM5 146H7V144H5ZM90 146H92V145H90ZM103 147H105V144H104ZM3 148H4V145H3L2 149ZM96 148H98L97 144H96ZM225 148H226V146H225ZM84 149H86V148L84 147ZM196 149H198V148H196ZM226 149H225V151H226ZM22 150H24V151L26 150L27 153L24 152V154L22 155L21 154ZM83 152H85V151H83ZM187 153H189V152H187ZM16 155H18L19 157H16ZM114 156H116V155H114ZM122 156H123V154H122ZM156 156H157V154H156ZM201 156H202V154H201ZM189 157L187 159L192 158V157H190V158ZM218 157H219V159L217 160V162H219V163L216 162L215 166H216V168L221 169L220 171H222V169L224 167V165L222 167V163L223 164H225V163L222 161L220 156H218ZM245 157H246V159H249L248 155H246ZM23 158H25L26 162L23 160ZM183 158H185V159H183ZM193 158H196V156L193 157ZM181 159L184 160L185 164H184V162ZM198 159L200 161L202 159V157L200 159V156H199ZM263 159H264V157H263ZM263 159L261 160L262 163L264 161ZM85 160H88V162H85ZM189 161H188V165L194 166L196 164L197 167L199 166L197 164V160L196 159H194V161L196 162V163L194 162L195 163L194 165H192L193 163L191 164V162L189 163ZM191 161H193V159H191ZM255 161H257V159ZM200 162H203V159ZM8 163H5V164H8ZM199 164H201V163H199ZM66 165H71L72 168H74L73 171L70 172L66 168ZM186 166H187V164L185 165V168H186ZM241 166H243V164H241ZM197 167L196 168H192V169H194L192 171H194L195 174H196L195 171L198 170ZM213 167H214V165H213ZM255 167H258V166H255ZM262 168H264V166ZM182 169H180V170H182ZM218 169H216V170L218 171ZM259 169L260 168L257 169V172L261 170V169L260 170ZM187 170L186 171L183 170L182 172L184 173V171H185V173H186ZM214 170H215V168H214ZM214 170H212V171H214ZM223 170H225V169H223ZM226 170H228V169L226 168ZM226 170L223 171V172L226 173V174L228 172H230L229 170L228 171H226ZM250 170L252 171L251 168H250ZM90 171L92 172L91 169H90ZM192 171H190V172L188 171V173H191ZM8 172H10V171H8ZM171 172H174V173L172 174ZM223 172H220V173L222 174ZM163 173H166V172H163ZM188 173H186L187 176L189 175ZM194 173H193L192 176L195 175ZM198 173H200V172L198 171ZM198 173H197V175L199 176L201 173L200 174H198ZM247 173H250V171H248ZM255 173H253V174H255ZM41 174H42V172H41ZM221 174H219V175H221ZM126 175H127V173H126ZM213 175H215V174H213ZM247 175H249V174H247ZM189 176H191V175H189ZM51 177H52V175H51ZM90 177H93V179H91ZM125 177L126 176H124V179L126 181L125 184H121L118 181V183L114 184V186L115 187L117 186V188H121V190L123 188L124 189L127 188V190H129L128 187L131 186L130 188L133 189V187H134L135 190H136V188L138 187L136 184L139 181V179L137 178V180H136L133 177V175L132 176L130 175L129 177H126V178ZM162 177H164V174H162ZM231 177H232V179L234 178L233 176H231ZM236 177L237 176H235V179L237 180L238 177L237 178ZM122 178H123V176H122ZM164 178H163V181L165 180ZM176 178H178V179L180 178V180L182 179L181 177H178V176H176ZM195 178L198 179V177H195ZM37 179H38V177H37ZM78 179L76 181H79ZM190 179H192V178H190ZM238 180L240 181V179H238ZM246 181H248V180L245 179V182ZM12 182H13V180H12ZM170 182H171V180H170ZM197 182H198V180H197ZM226 182L227 181H225V183ZM232 182H236V181H234V179H233ZM242 182H244V181H242ZM3 183L5 185V182H3ZM10 183L11 182H9V184ZM171 183H173V182H171ZM230 184H231V182H230ZM233 184H235V183H233ZM78 185H80V183H78ZM227 185L228 184L226 183L225 186H227ZM237 185H240V184H238V182H237ZM74 186H75V184H74ZM219 187H223V185L222 186L220 185ZM5 188H7V187H5ZM174 188H175V186H174ZM246 188H247V186H246ZM49 189L55 190L53 185L50 186ZM217 189H218V187H217ZM222 189L225 190V187L220 188L219 190L222 191ZM241 190H243V189L241 188ZM244 190H246V189H244ZM173 191L174 190H172L171 193ZM239 191H240V189H239ZM26 192L27 191L25 190V193ZM224 192L222 193V195L224 194ZM248 193H249V191L247 192V195H248ZM250 193H252V192H250ZM70 194H68V195H70ZM218 194H219V191H218ZM225 194H227V192H225ZM244 194H245V191H244ZM253 194L256 195L255 193H253ZM105 195H104V192H101V193H99L97 195V197L100 196V197L103 198L105 196L107 198H110V193H107V194L105 193ZM121 195L125 196V191H124V194L122 192ZM220 195H221V192H220V194L218 196H220ZM218 196L216 195V197H218ZM229 196L233 197L232 194L231 195L229 194ZM234 196H236V195H234ZM248 196L250 197L251 195H248ZM253 196H251V197L253 198ZM237 197H238V195H237ZM244 197H241V198H244ZM119 198L120 197H118V199ZM231 198H230V201L232 202L233 198L232 199ZM91 199H90V201H88V203H86V205L84 206L83 209L80 208L81 213L84 212V214H85L84 217H83L84 219L81 218L80 213L77 211V208H79L77 206H73V210L72 209L70 210L71 212H69V215H70V217H72L73 220H76L79 224L85 225L89 230L96 231L97 226L99 227V225H97L98 224L97 222H100V221H96L97 219L94 220V217H92V212H93V209H94V207H93L94 205H92L91 202H93V199H95V198H93L92 200ZM121 199H123V197L120 198V200H118V201L122 202ZM20 200H21V202H20ZM245 200H243V201H245ZM247 201H249V200H247ZM261 201H262V199H261ZM120 202L118 203V205L120 204ZM233 202H234V200H233ZM90 204L92 206L91 210L88 208V205L90 206ZM129 204H131V203H129ZM19 205H18V207H19ZM58 205H60V204H58ZM63 205H62V207L60 206L61 209H63ZM28 206H27V208H28ZM124 206H126V207H124ZM124 206H122L118 210V215L120 214V216H124L126 214L127 216H129L128 214H129L130 210L128 211L127 204H125ZM5 209H6L7 212H5ZM116 209H117V207H116ZM106 212H107V209H106ZM252 212L253 211L251 210V212H250L251 218H252ZM96 214L99 215V213H96ZM163 215L160 216L159 220H162L164 222V218L166 216H168V214L166 212V215H164V216ZM170 215H172V213ZM63 216H67V215H63ZM108 216H111V215L108 214ZM161 217H164V218H161ZM178 217H176L175 219H177ZM261 217H263V216H261ZM9 218H10V216H9ZM127 218L129 219L130 217H126V219ZM166 218H165V220H166ZM170 218L172 219L173 217L170 216ZM170 218H169V220H170ZM228 218H230L229 215H228ZM256 218H259V217L256 216L254 218L255 220H253V219H251V220L253 222L254 221L257 222ZM144 219L147 220L146 218H144ZM248 219H250V217H248ZM169 220H167V221H169ZM129 221H128L127 225H129L132 222V220H131L130 223H129ZM155 221L158 222V219L155 218V217H151L150 219H148V221L143 222L142 225H140V226L138 225V232L139 231H143V234H149L150 232H152V231H150V232L148 231L149 227L151 225L154 224V227L158 226V224ZM259 221H258V223H259ZM7 224H9V223H7ZM74 224H76V223L74 222ZM110 224L111 223H110V220H109L108 221V226L106 224L105 225L107 226V228H109ZM71 225L72 224H70V226ZM252 225H253V223H252ZM113 227L114 226H112V228ZM256 227H258V229H259V225L256 226ZM8 228H9V226H8ZM167 228H168V226H167ZM250 228H252V227H250ZM69 229H70L69 230V234L70 235H68V237H70V241H71L70 242L71 243L70 248H71V250L72 249L77 250V249L80 248L79 244L83 242L82 237L79 236V234H77V230H76V232H73V235H72V233L70 232L71 228H69ZM72 229H74V228H72ZM132 229H134V228L132 227ZM242 229H244V228H242ZM255 229H257V228H255ZM255 229H254V233L250 234L251 233L250 232L249 235L255 236V235H253V234H255V231H256ZM225 230L227 232L228 229L224 228L223 231H225ZM24 231H26V232L23 233ZM74 231H75V229H74ZM242 231L243 230H241V234H243V232L245 230L243 232ZM246 231H247V229H246ZM131 232H133V231H131ZM157 232H159V231H157ZM161 232H163V230H161ZM226 232L222 233V235L225 236ZM231 232H234V231H231ZM87 233L90 235L91 232H87ZM128 234H132V233H128ZM64 235L65 234H63L62 236H64ZM94 235H91L93 238L92 237L89 238L92 241V243L94 241H96L95 239H97V237L95 238ZM222 235L219 238L216 237V240L218 239L217 241L221 242L220 238H222ZM228 235H230V234L228 233ZM244 235H246V237L249 236V235L247 236V234H245V232H244ZM130 236L131 235H129V237ZM149 236H151V235H148V237ZM239 236H241L240 233H239ZM159 237L160 236L158 235L157 238H159ZM226 237L228 238V236H226ZM242 237H243V235H242ZM246 237H243V240ZM62 238L64 239L65 237H62ZM126 238H128V237H126ZM146 238H147V236L144 237L142 235L140 237V241L146 242L147 240H144ZM161 238H163V234H162ZM223 238H225V237H223ZM227 238H225V239H227ZM230 238H232V237H230ZM57 239L59 240V238H57ZM154 239L156 240V237ZM154 239H152V240H154ZM111 240H112V238H111ZM148 240H150V238ZM152 240H150V241H152ZM163 240L165 241V237H164ZM112 241H116V240H114V238H113ZM121 241H120V243H121ZM176 241H177V239H176ZM209 241L210 240H207V242L205 244H207ZM200 242H201V240H200ZM204 242H203V244H204ZM212 242H214V241H212ZM227 242L225 243V246L227 245ZM229 242H228V244H229ZM60 243L61 242H59V245L63 248V241H62L61 244ZM129 243L130 242H128V244ZM155 244H157V242L153 243V245H155ZM178 244H179V242H178ZM200 244H202V243H200ZM208 244H210V243H208ZM162 245H163V243H162ZM177 245H176V247H177ZM210 245H209V248L210 247L212 248V246L214 248L216 246V245L214 246V244L212 246H210ZM223 245H224V243H223ZM223 245H221V246H223ZM140 246L143 247L144 245L142 244V245H139V247ZM155 246H153V247H155ZM159 246H161V244ZM221 246H219V247H221ZM228 246H230V245H228ZM228 246H227V248H228ZM137 247H138V245H137ZM145 247H146V245H145ZM200 248H201V246H200ZM205 248L203 247L201 249L203 250ZM211 248H210V250H212ZM137 249H139V248H137ZM175 249H173V250H175ZM54 250H56V249H54ZM71 250H70V253H71ZM171 250L172 249H170V251ZM210 250H207V251L209 253H212V252H210ZM263 250H264V248H263ZM12 251H13V249H12ZM212 251H214V250H212ZM261 251H262V249H261ZM57 252H58V250H57ZM146 252H147V250H146ZM161 252H163V251H161ZM175 252L176 251H174V253ZM58 253H60V252H58ZM64 253H65V251H64ZM199 253H198V255H199ZM217 253H219V252H217ZM177 254L178 253H176V255ZM244 254H245L244 257H247L246 252ZM254 254L256 255V253H254ZM261 254H262V252H261ZM57 255H59V254H56L54 256H57ZM139 255L137 256V255H135V253H134V255L131 254V258L128 259V260L125 259V261H128L129 264H130V261H131V264H142V260H143V258L145 256H144V254L141 255V256H139ZM200 255H202V253H200ZM63 256H62V258H63ZM190 256L192 257L193 255H190ZM259 257H260V254H259ZM259 257H258V259H259ZM263 257L264 256L262 255V257H261L262 260L264 259ZM58 258L60 259L61 257L59 256ZM245 259L244 260L242 259V262L243 261L247 262V260H249V259H247V260H245ZM256 259H257V257H256ZM256 259L255 260L253 259V260L256 262ZM261 259H259V260L261 261ZM9 260H12V261H9ZM61 260L63 261V262L61 261V263H64V260L63 259H61ZM107 260L108 261L112 260L111 256L108 257ZM154 260H155V258H154ZM175 260H177V259H175ZM175 260H174V263L176 262ZM221 260H220V262L224 261L225 264L228 262V260L227 261H225V260L221 261ZM177 261H179V260H177ZM171 262H172V260H171ZM235 262H238V261L235 260ZM235 262H233V264ZM152 263L154 264V262H152ZM240 263H241V261H240ZM257 263H258V261H257ZM262 263H264V262H262ZM114 264H116V263L114 262ZM118 264H119V262H118ZM219 264H224V263H219ZM245 264H247V263H245Z\"/></svg>",
	"mask_w": 264,
	"mask_h": 264
},
{
	"label": "snow or ice",
	"instance_id": "6c2138e0",
	"mask_svg": "<svg viewBox=\"0 0 264 264\" xmlns=\"http://www.w3.org/2000/svg\"><path fill=\"white\" fill-rule=\"evenodd\" d=\"M262 2H264V0H262Z\"/></svg>",
	"mask_w": 264,
	"mask_h": 264
}]
</instances>
